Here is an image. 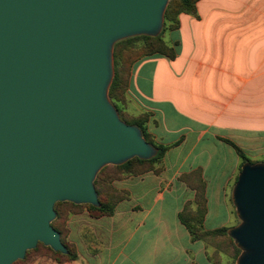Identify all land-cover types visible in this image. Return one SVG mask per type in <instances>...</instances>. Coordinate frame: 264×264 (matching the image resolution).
I'll return each mask as SVG.
<instances>
[{
	"label": "water",
	"instance_id": "1",
	"mask_svg": "<svg viewBox=\"0 0 264 264\" xmlns=\"http://www.w3.org/2000/svg\"><path fill=\"white\" fill-rule=\"evenodd\" d=\"M171 1L0 0V264L39 244L68 255L56 205L100 208L105 167L157 156L109 92L115 46L160 36ZM231 199L235 264H264V162L242 166Z\"/></svg>",
	"mask_w": 264,
	"mask_h": 264
},
{
	"label": "crops",
	"instance_id": "2",
	"mask_svg": "<svg viewBox=\"0 0 264 264\" xmlns=\"http://www.w3.org/2000/svg\"><path fill=\"white\" fill-rule=\"evenodd\" d=\"M198 15L181 14L165 41L176 58L156 54L132 68L128 108L151 114L148 132L170 147L160 174L114 183L127 192L112 217L73 218L72 264H198L209 246L193 241L179 219L196 192L182 177L200 170L206 182L204 228H232L228 192L243 160L264 161V0H201ZM234 207V206H233Z\"/></svg>",
	"mask_w": 264,
	"mask_h": 264
},
{
	"label": "trees",
	"instance_id": "3",
	"mask_svg": "<svg viewBox=\"0 0 264 264\" xmlns=\"http://www.w3.org/2000/svg\"><path fill=\"white\" fill-rule=\"evenodd\" d=\"M201 0H172L167 8L165 19L169 24L164 25V29L160 36L151 37H136L118 43L115 46V78L110 88V98L117 110L120 112V105L127 103V91L130 83V77L133 66L141 59L152 55L160 54L168 57L171 60L176 58L174 46L169 45L162 37L163 33L177 30L180 26L179 17L181 14L198 15L197 4ZM142 42L141 46H136L134 43ZM152 115L145 113L137 116L132 121H126L130 125L138 126L145 139L158 149V154L155 158L149 161L135 158L123 166H107L98 175L95 186L99 194L101 203L100 208H95L91 205H75L70 202L58 203L55 207L57 219L53 223V227L62 237L63 244L68 248L69 254L63 255L56 253L52 249L39 244L38 248L27 253L26 259L18 261L15 264H28L32 254L38 253L41 249L47 251L59 262H73L77 259L76 246L67 241L69 230L66 226L68 218L71 215H77L82 211L87 210L93 218L99 219L103 217H112L115 214L116 207L119 203L128 198L127 192L120 191L114 187L116 181H120L129 177H137L148 172L160 174L163 170V159L170 149L168 146L157 144L152 139L148 132V124ZM225 142L232 145L239 156L245 163L252 162L240 148L231 141ZM264 162V161H263ZM242 165V166H243ZM182 179L195 190L196 196L194 202L187 203L184 209L179 214L181 223L190 233L193 241H203L208 246L214 242L216 248L215 253L209 256L212 264H224L222 253L229 252L235 255L237 259L240 251L234 245L233 240L228 236L230 228L224 227L215 231H207L204 228V220L207 215V198H206V182L202 177L200 170L195 171L191 175H185ZM221 238V240H220ZM225 239V241L223 240ZM235 264V263H234Z\"/></svg>",
	"mask_w": 264,
	"mask_h": 264
},
{
	"label": "rangeland",
	"instance_id": "4",
	"mask_svg": "<svg viewBox=\"0 0 264 264\" xmlns=\"http://www.w3.org/2000/svg\"><path fill=\"white\" fill-rule=\"evenodd\" d=\"M165 24H167V25L169 24V22H167L166 19L164 21V25ZM168 34H169V31L168 30L163 33L162 37L164 38V40L165 39H168V36H169ZM134 45L141 46L142 45V42H136V43H134ZM119 114L121 116V119L124 122H126V121H132L134 118H136L137 116H139V115H136V114L131 113V110L128 108V99H127V103L125 105H120V112H119ZM236 182H237V180H236ZM235 184H233V185L235 186ZM234 186H233V188H234ZM228 195L230 197V195H231V189L229 190ZM231 209H232L233 214H234V217H233V219H234L233 226H236V225L239 224V220H238V218L236 216L235 208L233 207V205H232ZM82 214H86L87 215L89 213L87 212V210H85V211H82L81 213H79L77 215H71L68 218V222H67L66 226H67V228L69 230V236L67 238V241L69 243H71V241H70V235H71V231H72V229H71L72 226H71L70 221L73 218H75V217L81 216ZM220 240H221V238H220ZM223 240L225 241L224 238H223ZM215 251H216V248L214 247V242H213L212 245L211 244L209 245V253H210V256H212L215 253ZM222 260H223V263L224 264H234V263H236V260L237 259L235 258L234 252L231 254V253L225 251V253H222ZM197 261H198V264H207V262L202 257V255L201 256L198 255ZM72 263L73 262H65V263H63L61 261L59 262L57 259H55L52 255H50L47 251H45L43 249H41L38 253L36 252V253L32 254L30 256L29 262H28V264H72Z\"/></svg>",
	"mask_w": 264,
	"mask_h": 264
}]
</instances>
